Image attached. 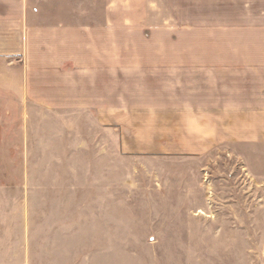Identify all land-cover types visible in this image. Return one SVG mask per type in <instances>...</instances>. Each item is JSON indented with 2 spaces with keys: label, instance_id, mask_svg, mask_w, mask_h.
Masks as SVG:
<instances>
[{
  "label": "crops",
  "instance_id": "obj_1",
  "mask_svg": "<svg viewBox=\"0 0 264 264\" xmlns=\"http://www.w3.org/2000/svg\"><path fill=\"white\" fill-rule=\"evenodd\" d=\"M0 68V100L22 123L86 113L117 146L178 160L264 147V0H0ZM117 174L91 173L83 189L77 171L0 182V264H91L77 255V228L91 242L140 241L114 240L148 228L114 235L102 197L136 177ZM152 175L156 190L184 176ZM77 190L100 199L89 224Z\"/></svg>",
  "mask_w": 264,
  "mask_h": 264
},
{
  "label": "rangeland",
  "instance_id": "obj_2",
  "mask_svg": "<svg viewBox=\"0 0 264 264\" xmlns=\"http://www.w3.org/2000/svg\"><path fill=\"white\" fill-rule=\"evenodd\" d=\"M7 108L0 100V182L26 170L77 171L78 188L88 185L91 173L136 175L102 198L114 207L115 236L125 234L123 224L148 228L126 232L140 237L114 238L138 242L108 244L87 241L90 231L77 228V255H89L91 264H264V147L215 149L201 162L136 155L96 131L89 114L24 116L22 123L15 108ZM63 124L72 129L65 135ZM27 136H33L30 147L23 146ZM154 172L184 176L167 177L163 182L172 187L156 190L162 180L155 181ZM97 202L77 190V219L89 224L92 214L100 215L90 211Z\"/></svg>",
  "mask_w": 264,
  "mask_h": 264
}]
</instances>
